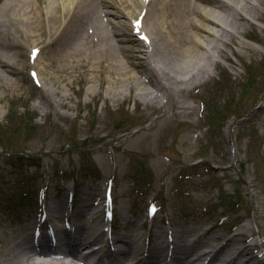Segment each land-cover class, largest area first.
<instances>
[{
	"label": "rangeland",
	"instance_id": "rangeland-1",
	"mask_svg": "<svg viewBox=\"0 0 264 264\" xmlns=\"http://www.w3.org/2000/svg\"><path fill=\"white\" fill-rule=\"evenodd\" d=\"M160 1L150 0L146 8ZM241 40L252 49L225 48L201 83L172 84L176 90L163 95L161 105L128 81L109 93L108 83L85 80L79 68L62 78L51 73V83L43 72L50 63L61 67V53L45 46L38 60L31 47L40 45L18 49L23 67L0 84V262L26 237L48 236L50 230L79 223H107L111 201L116 238L138 232L153 244L155 233L172 230L180 243L194 235L206 240L208 230L223 244L249 226L252 253L264 257V21L256 20ZM28 57L32 65H27ZM136 70L143 67L130 73L145 81V74ZM39 77L48 98L34 81ZM11 151L24 155L15 159L22 168L11 163ZM198 162L201 168L186 171L177 182L183 166ZM143 173L150 186L140 195L134 186ZM42 181L47 195L43 204L35 205L31 195L28 203L35 206L11 207L30 183L36 191ZM182 191L189 199L180 197ZM71 194L80 198L69 210L84 213V218L65 219V200ZM160 194L164 202L157 200V212L150 216L147 205ZM224 194L230 200L221 201ZM226 214L230 222L222 220ZM232 222L238 223L233 229Z\"/></svg>",
	"mask_w": 264,
	"mask_h": 264
},
{
	"label": "bare ground",
	"instance_id": "bare-ground-1",
	"mask_svg": "<svg viewBox=\"0 0 264 264\" xmlns=\"http://www.w3.org/2000/svg\"><path fill=\"white\" fill-rule=\"evenodd\" d=\"M148 3L149 0H0V84L11 81L15 68L23 67L18 62V49L40 45L31 47L39 60L42 49L51 46L61 53L64 62L61 67L47 64V69L42 70L51 83L55 82L51 73L62 78L71 69L79 68L85 80L108 83L109 93L117 92V87L128 81L142 96L161 105L160 98L176 90L175 84L201 83L210 65L219 63L225 48L234 44L238 52L251 50L241 36H248L249 26H255L256 20L264 21V0H161L150 10L146 8ZM28 59L25 63L32 65ZM138 66L143 67V71H136L145 74V81L130 73ZM34 81L41 96L48 98L40 77ZM261 108L264 110V105ZM103 228L79 223L68 230H57L55 235L70 239L73 243L68 246L74 252L82 245H93L89 234L93 231L99 233V242H107L105 249L111 255L138 259L140 255L165 252L176 256L175 264L182 262L179 255L194 264H264V257L252 253L255 244L249 242V226L223 244H218L207 230L203 236L206 240L194 235L170 245L166 240L170 232L160 230L154 234L157 243L152 247L144 244L138 232L113 240ZM41 240L46 241L47 236L42 235ZM40 246L26 237L8 251L0 264H43L42 260L30 259L41 251Z\"/></svg>",
	"mask_w": 264,
	"mask_h": 264
},
{
	"label": "trees",
	"instance_id": "trees-1",
	"mask_svg": "<svg viewBox=\"0 0 264 264\" xmlns=\"http://www.w3.org/2000/svg\"><path fill=\"white\" fill-rule=\"evenodd\" d=\"M27 128H28V126H27ZM20 157H23V159H24V155L23 156H21V155L17 156L16 152L11 151L9 159H10L11 163L13 164V166H18V163H17V161L15 159L17 158L19 160ZM21 161H22V159H21ZM37 166H38V169H39L40 165L37 164ZM18 168H22L21 167V163L19 164ZM95 171H97V173H99L98 170H95ZM19 173H20L21 176H23V174H24L21 169L19 170ZM63 173L64 172H62V175H63ZM64 175H65V173H64ZM31 190H32L31 192L34 193L33 190H35V189H31ZM230 197L231 196H223L222 199H224V201H228L229 199H227V198H230ZM14 203H16V202H14Z\"/></svg>",
	"mask_w": 264,
	"mask_h": 264
},
{
	"label": "snow or ice",
	"instance_id": "snow-or-ice-1",
	"mask_svg": "<svg viewBox=\"0 0 264 264\" xmlns=\"http://www.w3.org/2000/svg\"><path fill=\"white\" fill-rule=\"evenodd\" d=\"M146 39V38H145Z\"/></svg>",
	"mask_w": 264,
	"mask_h": 264
}]
</instances>
